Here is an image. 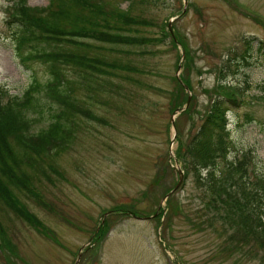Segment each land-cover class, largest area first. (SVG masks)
Masks as SVG:
<instances>
[{
	"label": "rangeland",
	"instance_id": "374dc122",
	"mask_svg": "<svg viewBox=\"0 0 264 264\" xmlns=\"http://www.w3.org/2000/svg\"><path fill=\"white\" fill-rule=\"evenodd\" d=\"M74 1L0 0V88L5 84L9 93L21 94L32 72L41 80L47 77L40 63L20 59L9 23L14 7L22 2L49 11L57 7L60 27L70 31L76 25L61 10L79 12ZM96 3L106 12L107 25L156 41L126 53L138 71L114 77L118 91L93 95L95 104L78 91L82 104L91 103L97 115L79 120L66 150L27 169L31 193L16 190L14 195L34 223L27 213L0 205V264H264L257 242L231 248L228 237L240 239L236 229L211 219L200 180L204 175L184 167L178 155L211 101L232 93L253 101L251 108L229 113L235 149L252 150L264 161V50L257 45L264 47V0ZM123 15L134 21L125 22ZM251 41L254 48L247 50ZM90 53L112 58L118 52L91 43ZM74 72L68 69L71 77ZM178 73L191 88L183 87ZM246 109L254 121H246ZM31 115L38 118L33 130L49 122ZM178 168L184 180L175 188Z\"/></svg>",
	"mask_w": 264,
	"mask_h": 264
},
{
	"label": "trees",
	"instance_id": "16d2710c",
	"mask_svg": "<svg viewBox=\"0 0 264 264\" xmlns=\"http://www.w3.org/2000/svg\"><path fill=\"white\" fill-rule=\"evenodd\" d=\"M73 5L79 12L61 10L76 25L70 31L60 27L61 12L57 7L46 11L22 2L14 7L9 20L20 59L26 64L36 61L47 72L45 80L32 72V79L21 94L9 93L5 84V88H0V205L17 213H27L14 195L16 190L31 193L27 169L66 150L75 139L79 120H93L97 115L91 103L89 107L82 104L78 91L87 93L93 104L98 102L93 95L118 91L114 77L128 78L138 71L130 58L124 57L126 53L156 41L131 36L123 26L107 25L106 12L96 0H75ZM132 17L123 15L120 19L134 21ZM91 43L100 50L110 48L118 53L112 58L91 54ZM248 43L247 50L253 49L254 42ZM259 43L258 49L264 50ZM70 68L75 71L74 77L68 73ZM183 82L191 88L188 80ZM222 94L211 101L199 129L187 142L180 143L179 160L188 170L192 168L204 175L200 180L207 192L205 208L211 219L236 229L240 239L230 235L231 248L241 250L253 241L264 249V161L252 150H236L229 128L230 111L251 108L253 101L232 93ZM260 99L264 103V84ZM246 110V121H254L256 117L250 109ZM31 112L39 118H49L46 127L31 129L38 120ZM26 218L35 221L30 213Z\"/></svg>",
	"mask_w": 264,
	"mask_h": 264
},
{
	"label": "water",
	"instance_id": "95a60500",
	"mask_svg": "<svg viewBox=\"0 0 264 264\" xmlns=\"http://www.w3.org/2000/svg\"><path fill=\"white\" fill-rule=\"evenodd\" d=\"M170 25H171V23H170ZM183 55H184V52H183ZM180 68H181V66L179 65V69H180ZM178 74H179V73H178ZM184 85H185V84H184ZM185 88L188 89V86L185 85ZM190 99H191V98L189 97L187 104L189 103ZM187 104H186V105H187ZM174 121H175V117L173 116V118H172V123H173V126L175 127V123H174ZM178 171H179V182H178V184L176 185L175 188L179 187L180 184H181V183L183 182V180H184V171H183L181 168H178ZM171 193H172V191L169 192V193L166 195V198H168V196H169Z\"/></svg>",
	"mask_w": 264,
	"mask_h": 264
}]
</instances>
